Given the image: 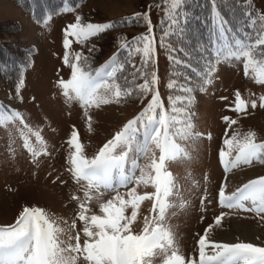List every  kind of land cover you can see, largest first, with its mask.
<instances>
[{
	"label": "rangeland",
	"instance_id": "1",
	"mask_svg": "<svg viewBox=\"0 0 264 264\" xmlns=\"http://www.w3.org/2000/svg\"><path fill=\"white\" fill-rule=\"evenodd\" d=\"M155 1L85 0L73 11L52 15L37 24L36 20L10 0H0V43L15 44L16 47L33 51L32 63L22 77L20 98H17V90L0 79V100L17 110L33 130L40 131L48 153L39 156L38 162L33 163L32 157L23 148L19 132L22 126L19 121L0 126V227L13 224L24 207H39L64 230L58 233L61 247L75 244V240L70 237H74L77 232L81 235V244L83 243L85 237L82 223L77 220L76 228L70 227L79 210L78 202L71 197H83V189L73 181L68 171L67 159L71 150L66 141L75 128L85 156L93 158L115 133L141 111L146 102L141 99H126L90 108L87 114L91 116L89 131L87 116L80 102L66 98L58 86L61 79L67 81L71 76L70 67L64 63L65 29L75 23L78 16L82 24L115 25L119 19L139 14L146 16L147 21L154 25L159 19V8L154 4ZM248 1L252 2L258 20L264 15V0ZM133 32L132 29L125 28L121 32H102L82 44L69 36L67 38L71 41V46L67 51L70 57H74L75 53H82L92 63L106 64L112 56L116 37L119 34L131 36ZM168 62V58L162 55L157 64H154L158 67V86L155 89L169 103L170 98L174 99L180 83L174 73L176 79L168 74ZM214 67L211 83L204 85L203 91L189 94L194 100L187 109L191 117L192 135L178 142L182 148L181 156L166 165L175 188L168 197L169 207L162 223L173 234L174 247L184 257L185 264L189 260L198 264V241L205 234V229H209L207 239L214 242H245L264 247V213L257 216L254 212L228 209L219 204L222 185L225 194L230 195L249 181L264 177V163H241L225 172L219 157L221 148L227 151L224 140L233 133L238 134L237 139H243L252 132L257 143L264 142V108L259 107V97L264 96V85L255 83L251 75L245 77L242 60H221ZM173 81L175 86L169 87ZM237 91L242 99L249 101L247 113L237 114L228 110ZM222 97L227 99H221ZM252 100L257 101L255 109L250 106ZM225 116L237 123L229 128L223 120ZM31 141L39 148L35 137ZM152 150L157 156L158 149L154 145ZM235 154L233 152L232 156ZM151 156L150 152L138 159L141 168L150 163ZM136 158L135 152L129 153L130 160ZM127 167L126 165V170ZM135 174L139 176L140 170L137 169ZM134 186L130 184L127 188L121 187L118 190L125 193ZM101 191L104 192L101 200H93L89 204L91 211L96 214H100L99 203L115 194L104 189ZM153 191L151 185L137 187L139 194ZM244 203L246 207H251L249 202ZM151 209V200L141 203L133 224L136 232L142 230L144 217L152 215ZM130 212L129 208L127 214ZM221 213L227 215L220 225H215V218ZM247 226L250 228L249 235L244 230ZM76 264L87 262L79 257ZM153 264H162V257H154Z\"/></svg>",
	"mask_w": 264,
	"mask_h": 264
},
{
	"label": "snow or ice",
	"instance_id": "2",
	"mask_svg": "<svg viewBox=\"0 0 264 264\" xmlns=\"http://www.w3.org/2000/svg\"><path fill=\"white\" fill-rule=\"evenodd\" d=\"M168 3L172 7L167 13L169 32L165 35L177 32L183 35L181 22L185 18H182L179 12L180 0H168ZM145 19L147 20L146 16ZM112 27H114L112 24H82L78 16L76 22L65 29L64 63L70 67L71 76L67 81L61 79L58 82L62 94L68 99H77L80 102L87 116L89 131L91 116L87 114L90 108L113 102L119 103L122 99L132 96L134 92L142 95L152 92V95L144 110L115 133L93 158L85 156L75 128L66 141L71 150L67 159L68 171L73 181L83 189V197L76 195L71 197L78 202L79 210L70 227L75 229L77 220L80 221L85 239L81 244V235L77 232L74 237H70L75 240V244L61 247L62 242L58 240V233L64 230L57 225L56 220L44 209L24 207L13 224L0 227V264H76L79 257L87 264H153V258L156 256L162 257V264H185L184 257L174 247L173 234L164 227L162 221L169 207L168 197L175 188L166 165L182 154L178 140L192 135L187 109L177 107V104H184L186 98H177L175 102L170 98L169 107L166 109L160 101L158 92L153 91V86L157 82L155 73L151 74L149 80L145 78L144 71L137 69L143 83L137 84L133 89L118 82V74L125 71V65L118 62L117 56L93 71L88 63V57L81 53H75L74 57H70L67 51L71 46V41L67 37L71 36L77 43L82 44ZM213 27L215 30L210 33L207 46L201 45L205 52L203 57L205 66L197 71L202 80L200 90H204L203 85L211 83V76L215 72L214 64L231 59L242 60L245 77L251 75L255 83L264 85V15L259 17V21L250 18L249 31L243 38L230 37L222 20L217 19ZM148 31L151 34L150 21ZM138 39L142 42V64L147 67L154 53V37L148 35ZM122 47L130 46L124 44ZM136 50L141 51L139 48ZM170 59L177 65L184 63L175 57ZM174 86L175 81L169 85ZM180 90L192 91L191 88L184 87ZM16 95L20 98L19 85ZM248 106L249 101L242 99L240 92L237 91L235 100L228 110L237 114L247 113ZM250 106L255 109L257 101L252 100ZM259 107L264 108V96L259 97ZM223 120L229 128L237 123L228 116L223 117ZM15 121H19L22 126L19 132L23 148L32 157V162L37 163L39 156L48 154L40 131L33 130L27 125L17 110L0 104V126ZM225 135L227 136V130ZM237 136L238 134L233 133L231 137L226 138L223 143L227 151L221 148L219 152L220 163L225 172L241 163L251 164L253 161L264 163V142L257 143L252 132L243 139H237ZM32 137H35L39 148L33 145ZM153 145L159 151L158 157L152 150ZM132 152L136 153L137 158L130 160L129 153ZM150 152L152 153L150 163L141 168L138 159ZM233 152L236 153L234 157ZM137 169L140 170L139 176L135 174ZM130 184L135 186L128 188L127 192L121 193L118 190L121 187L127 188ZM140 185H151L154 191L139 194L137 187ZM101 189L115 194L99 203L100 214H96L91 211L89 204L93 200H101L104 195ZM145 200L152 201V215L144 217L142 230L136 232L133 224L136 222L140 205ZM246 201L251 207H246L244 203ZM201 202L203 203V200ZM219 204L228 209L254 212L259 216L264 213V177L249 181L230 195L225 194L222 185L219 191ZM129 208L131 212L127 214ZM225 215L227 214L221 213L217 216L215 225H220ZM211 227L210 225L209 228ZM208 231L209 229H205V234L198 241V264H264V247L245 242H214L207 239ZM187 264L197 262L189 260Z\"/></svg>",
	"mask_w": 264,
	"mask_h": 264
},
{
	"label": "trees",
	"instance_id": "3",
	"mask_svg": "<svg viewBox=\"0 0 264 264\" xmlns=\"http://www.w3.org/2000/svg\"><path fill=\"white\" fill-rule=\"evenodd\" d=\"M17 8L29 14L32 19L41 21L47 15H53L64 6L68 9H73L84 0H10ZM159 8V19L152 25L151 34L148 31V21L145 16L135 14L125 19H119L114 27L109 28L104 32L119 31L122 29H132L133 35L127 36L119 34L113 44L112 56H117L118 62L125 65V71L118 74V82L122 86L131 87L135 89L137 84L143 83V78L137 73V69L146 73L147 79L151 80V74L155 73L157 77V62L159 56L164 55L168 58V74L173 79L178 77L177 81L180 83L175 97L186 98L184 104H177V107H184L186 109L192 105L193 98L189 95L197 93L202 86V80L197 75L198 70H202L205 66L204 55L205 52L201 45L207 46L210 33L214 32V23L217 19L224 22V28L227 30L230 37L243 38L249 31L250 18L257 20V13L251 1L248 0H180L179 12L182 18L181 27L183 28V35L179 32L176 34L165 35L169 32L167 27L169 16L167 15L169 9L172 7L168 0H156L154 3ZM214 4V7H213ZM259 21V19L257 20ZM101 34V33H100ZM99 34V35H100ZM151 35L154 37V53L152 59L147 67L142 64V42L138 39L140 37ZM95 37V36H94ZM88 40L84 41L86 43ZM81 44V43H80ZM128 44L129 48H123L122 45ZM141 49L137 51L136 49ZM175 49V51H173ZM32 50L16 47L15 44L0 43V79L5 83H9L14 90L21 86V78L24 71L28 68L31 62ZM82 54V53H81ZM170 57H175L183 61L181 65H177ZM91 70L98 69L104 62L100 64L92 63L88 60ZM156 63V64H154ZM132 65L136 67L133 68ZM125 77L127 80H125ZM190 78V79H189ZM153 86V91L158 92ZM204 86V85H203ZM191 88V92H182L180 89ZM159 93V92H158ZM160 94V93H159ZM152 92L147 94H140L134 92L132 96L126 97L122 100H132L146 102L145 106L137 113L139 115L147 106L151 99ZM162 95V94H160ZM162 102L167 109L169 103L165 98ZM188 112V111H187ZM190 119V115H189Z\"/></svg>",
	"mask_w": 264,
	"mask_h": 264
},
{
	"label": "bare ground",
	"instance_id": "4",
	"mask_svg": "<svg viewBox=\"0 0 264 264\" xmlns=\"http://www.w3.org/2000/svg\"><path fill=\"white\" fill-rule=\"evenodd\" d=\"M244 230H247V232L245 233L246 235H249V230H250V228H249V226H247V228L246 229H244ZM246 235H244L245 236V238H246ZM244 236H242V237H244ZM248 237V236H247Z\"/></svg>",
	"mask_w": 264,
	"mask_h": 264
}]
</instances>
